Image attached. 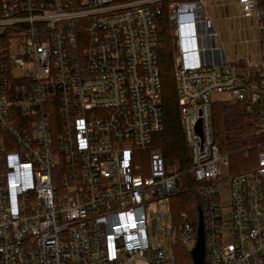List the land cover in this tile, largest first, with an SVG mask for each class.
<instances>
[{
  "label": "built area",
  "instance_id": "2783aa9c",
  "mask_svg": "<svg viewBox=\"0 0 264 264\" xmlns=\"http://www.w3.org/2000/svg\"><path fill=\"white\" fill-rule=\"evenodd\" d=\"M238 2L264 42L262 0ZM164 5L205 264H264V54L229 60L204 0H0V264H178L177 247L192 254L198 226L171 214L186 172L153 148L164 127ZM218 100L253 117L258 138L239 152L252 162L258 151L249 169L232 173L214 143Z\"/></svg>",
  "mask_w": 264,
  "mask_h": 264
},
{
  "label": "trees",
  "instance_id": "16d2710c",
  "mask_svg": "<svg viewBox=\"0 0 264 264\" xmlns=\"http://www.w3.org/2000/svg\"><path fill=\"white\" fill-rule=\"evenodd\" d=\"M158 30L161 42L158 51V63L163 88L164 127L162 131L153 135V148L161 150L167 168H171V165H177L180 171L186 172L184 186L189 189L186 193L171 199V214L173 219H177L180 212H188L195 228H197L199 211L204 212V203L202 196L195 189L196 182L192 173L188 172L191 168V151L186 144L180 106L177 100L176 79L174 77L176 48L170 32L168 5H164L163 12L159 16ZM211 119L214 143L223 154L230 155V171L236 173L254 166L257 150L252 152L253 161L251 165L235 166L232 163L237 156L243 157L239 152L253 144L258 138L257 126L252 124L253 117L246 107L230 100L221 103L215 102L211 107ZM214 125H216L215 128ZM192 186L193 189H191ZM176 255L178 264H193L192 254L185 248L177 247Z\"/></svg>",
  "mask_w": 264,
  "mask_h": 264
},
{
  "label": "crops",
  "instance_id": "0c3cea01",
  "mask_svg": "<svg viewBox=\"0 0 264 264\" xmlns=\"http://www.w3.org/2000/svg\"><path fill=\"white\" fill-rule=\"evenodd\" d=\"M207 15L217 32V43L231 61L243 58L260 60L264 54V42L260 39L255 19L244 18L238 0H205ZM264 7V0H262ZM213 10L214 20L209 16ZM230 57V58H229Z\"/></svg>",
  "mask_w": 264,
  "mask_h": 264
},
{
  "label": "rangeland",
  "instance_id": "374dc122",
  "mask_svg": "<svg viewBox=\"0 0 264 264\" xmlns=\"http://www.w3.org/2000/svg\"><path fill=\"white\" fill-rule=\"evenodd\" d=\"M205 1V0H204ZM213 10H210V13H209V16H211V18L214 20V14H213ZM168 14H169V8H168ZM169 26H170V32H171V35H172V31H171V25H170V21H169ZM230 58V57H229ZM231 59V58H230ZM229 59V60H230ZM174 66H175V63H174ZM222 98H225L226 99V97H222ZM218 99H220V98H218ZM223 101H225V100H218L216 103H221V102H223ZM215 126L216 125H214V128H215ZM154 149H156V150H160V149H157V148H154ZM161 151V150H160ZM242 155V154H241ZM148 154L146 153V152H141V153H139L138 154V157H139V160L137 161V164L139 165V166H141L142 168H143V170H144V172H145V175L146 174H148V172H149V161H148ZM236 157V156H235ZM235 166H246V165H251L252 164V162H250V161H246L245 163H244V159H243V157L242 156H237L235 159H233V162H232ZM171 168H173V167H177V165H171L170 166ZM220 168H221V171L222 172H226L227 170H228V168H226V167H224L223 165H220ZM158 214H157V212H156V208L153 206L152 207V210H151V213L149 214V223L151 224V223H153L154 222V220H156V216H157ZM155 230H156V225H155V223H154V226H153V231L155 232Z\"/></svg>",
  "mask_w": 264,
  "mask_h": 264
},
{
  "label": "water",
  "instance_id": "95a60500",
  "mask_svg": "<svg viewBox=\"0 0 264 264\" xmlns=\"http://www.w3.org/2000/svg\"><path fill=\"white\" fill-rule=\"evenodd\" d=\"M206 238L204 229L203 212L199 211L197 242L192 251L193 264H205Z\"/></svg>",
  "mask_w": 264,
  "mask_h": 264
}]
</instances>
